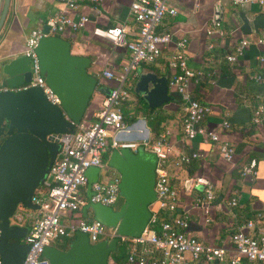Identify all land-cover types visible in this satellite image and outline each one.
I'll return each mask as SVG.
<instances>
[{"label":"built area","instance_id":"obj_1","mask_svg":"<svg viewBox=\"0 0 264 264\" xmlns=\"http://www.w3.org/2000/svg\"><path fill=\"white\" fill-rule=\"evenodd\" d=\"M64 10L45 21L47 31L43 27L30 31L25 40L23 56L30 62L31 80L17 88L4 89L12 93L38 87L47 100L60 107L57 96L47 86L41 76L36 48L39 41L48 36L61 37L67 31L77 32L86 28L89 18L77 15V10L83 5L96 6L103 0H61ZM235 7L244 8L257 5L264 13V0H228ZM3 0H0V11ZM130 13L138 25L137 33L132 40L127 39V32L121 25L106 28H94L92 34L114 47L123 48L128 53V61L122 73L115 75L110 69H105L102 76L114 81L101 103V108L95 115L96 121L86 123L83 119L74 124L71 132L55 137L59 150L53 164L48 169L46 177L34 192L31 202L38 207L35 215L26 213V208L18 205L12 217L11 225L21 226L29 218L27 234L23 242L29 245V250L22 264H49L43 257L46 247L52 246V241H63L73 238L79 231L87 234L91 244L100 241H110L118 238V243L126 244L129 253L128 264H264V209L254 219L246 221L231 235L230 246L204 245L188 232L187 219L178 212L179 195L171 181L169 168L181 169L193 161L203 157L199 152L182 154L177 152L170 143L167 131L153 139L147 131L143 120L127 124L123 114V106L129 99L125 87L128 76L142 65H154L162 58L163 53L172 46L173 50L167 56V86L169 93L175 94L181 101L182 137L185 141L200 138L205 143H218V154L226 162L233 160L235 151L227 141H221L218 132L203 125L212 108L193 97L191 85H197L204 74L191 67L187 53L188 41L176 37L174 33L159 31L166 16L174 17L177 10L170 7L168 0H134ZM220 28L218 21L213 23V29L207 31L212 36ZM264 45V39L256 41ZM250 43L243 39L235 47L234 53L226 57L230 64L244 55ZM257 62L262 72L251 74L250 80L264 85V55H259ZM255 107L252 121L260 124L264 119V93L254 96ZM222 129L227 130L230 123H222ZM113 133L109 142L110 134ZM123 138V139H121ZM129 149L143 150L153 153L157 158L155 169L156 208L151 209V218L146 228L138 238L119 236L117 228H109L97 221L88 222L81 216V209L87 203L113 207L118 204L119 174L101 181V170L107 167L104 158L109 150ZM100 168L98 182L91 185L92 195L86 197L88 168ZM108 168V167H107ZM258 175L256 161L251 160L244 165L242 177L256 178ZM51 178V180H49ZM190 182L192 189L201 188L203 196L198 202L203 206V213L208 215L209 207L216 199L214 185L204 177H195L184 181L183 188ZM85 190V195L81 190ZM237 199L230 201L231 206H237ZM114 208V207H113ZM65 218L66 220H64ZM208 221V220H207Z\"/></svg>","mask_w":264,"mask_h":264},{"label":"crops","instance_id":"obj_2","mask_svg":"<svg viewBox=\"0 0 264 264\" xmlns=\"http://www.w3.org/2000/svg\"><path fill=\"white\" fill-rule=\"evenodd\" d=\"M133 1L103 0L96 6L83 5L78 8L77 15H86L89 18L86 28L77 32L67 31L61 36L69 41L71 54L91 59L88 72L96 75L98 80L97 91L83 117L86 123L96 121L95 115L100 110L104 97L114 86V81L102 76L103 70L110 69L118 76L128 61L125 49L114 47L95 37L92 31L96 27L121 25L127 32V39H134L138 25L130 13ZM168 4L178 13L174 17L166 16L158 30L172 32L176 37L187 39L190 65L204 74V78L197 85L192 84L190 87L193 97L212 108L203 125L218 132L220 140L227 141L235 151L233 160L226 162L218 154V143H205L200 138L191 142L185 141L181 129V101L179 104L170 102L163 106L169 116L162 127L169 133L168 139L174 149L182 154L199 152L203 155L189 166L181 169L172 166L169 168L171 181L178 188V212L187 219L188 232L202 244L229 247L231 235L237 228L254 219L264 209V119L258 125L252 121L254 96L264 93V85L249 78L251 74L262 72L256 58L264 55V45H259L256 41L264 39V30H259L257 34H243L239 18L242 11H248L251 18L259 9L256 5L235 7L228 0H168ZM220 9V28L214 35L209 36L207 31L213 29L216 13ZM63 10L61 0H10L0 29V63L23 56L25 40L30 31L43 27L49 17L58 15ZM243 39L250 43L244 55L236 63H228L226 57L234 53L236 45ZM172 50V46L168 47L154 65L140 66L132 74L133 78L136 80L141 73L147 72L158 77H168L166 60ZM129 103L128 99L123 111L128 112ZM131 115L129 112V116ZM225 121L230 123L227 130L221 127ZM126 123L132 122L127 120ZM112 136L113 133L110 134L109 142ZM109 155L104 160L105 163ZM251 160L256 161L257 177H242L243 166ZM195 177H204L214 185L216 199L208 206V215L203 213V206L198 202L203 196L202 191L192 189L190 182L183 188L184 181ZM192 191L195 192L194 196ZM232 199H237V206L230 205ZM81 216L89 221V217L93 219L91 210L87 211L86 217L81 211ZM126 249L119 263H115L110 256L108 264H128L126 257L129 247Z\"/></svg>","mask_w":264,"mask_h":264},{"label":"water","instance_id":"obj_3","mask_svg":"<svg viewBox=\"0 0 264 264\" xmlns=\"http://www.w3.org/2000/svg\"><path fill=\"white\" fill-rule=\"evenodd\" d=\"M9 5L10 0H3L0 29ZM257 8L258 13L251 18L248 11L239 13L243 34L264 30V13ZM221 14L220 9L215 21H220ZM43 30L47 31L45 24ZM36 54L41 76L59 99L60 107L52 105L38 87L17 93L4 90L30 82V62L26 56L0 63V264H22L29 250L23 242L27 228L11 225L9 219L18 205L38 210L31 198L58 153L55 137L73 131L97 91V77L88 72L91 59L71 54L69 41L57 36L44 37ZM133 92L143 98L150 111L168 105L171 100L167 77L152 72L137 77ZM156 164V156L147 151L112 150L107 167L120 176L119 195L124 202L118 210L87 203L81 209L83 216L91 210L94 221L117 228L119 236L138 238L151 218L150 206L156 200ZM99 172L96 167L85 172L87 199L92 195L91 185L98 182ZM117 248L118 238L91 244L87 234L77 231L67 250L49 246L43 257L49 264H108Z\"/></svg>","mask_w":264,"mask_h":264},{"label":"trees","instance_id":"obj_4","mask_svg":"<svg viewBox=\"0 0 264 264\" xmlns=\"http://www.w3.org/2000/svg\"><path fill=\"white\" fill-rule=\"evenodd\" d=\"M147 67H149V66H147ZM128 92L130 94V91L129 90H128ZM170 96H171L170 102H174V103H177V104L180 103V100L177 98V96L175 94L170 93ZM135 97H136V103H135V109H136V111L139 112L140 114L147 115V118L148 117H153V118L149 119L147 122L145 121V123H146L147 129L149 130L150 136L153 139L157 138L159 136V134H161L162 132L165 131L164 128L162 127V124L167 120V118H168L169 115L167 113H165L164 111L161 110L163 107L162 108H158V110L157 109H154L153 111H150L149 108H148L147 103L143 100V98L141 96L135 95ZM156 110H157V112H156ZM123 114H124V117H125V121L128 120L130 122H133L135 120V118H136L135 115L129 116V112L123 111ZM111 151L112 150H109L108 151V153L105 156L104 160L107 159V156L110 154ZM123 202H124L123 199L120 197L119 198V201H118L119 208L122 206ZM114 209L115 210H118L116 208H114ZM85 220L88 221V222L93 221V219L90 220V221L87 220V219H85ZM72 240H73V238L64 239L63 241L60 242L62 246L61 247H56V248L65 251V250L68 249L69 244H70V242ZM121 244L122 243H118L117 250L110 255L111 258H112V260L115 263H119L121 257L124 256V255H120L119 254L120 248L123 247Z\"/></svg>","mask_w":264,"mask_h":264},{"label":"rangeland","instance_id":"obj_5","mask_svg":"<svg viewBox=\"0 0 264 264\" xmlns=\"http://www.w3.org/2000/svg\"><path fill=\"white\" fill-rule=\"evenodd\" d=\"M132 74L133 73H131L128 76L127 81L125 83V87L130 91V94H129V101H130V103H129V105H127V108H128L127 110H128V112H130V114L135 115V117L137 118V119L135 118V120H141V119H143V120H145L147 122L149 119H151L153 117H148L147 118V115L140 114L135 109L136 97H135V93L133 92V88H134V85L136 83V80L133 78ZM162 107L163 106H161L159 108H162ZM164 107L161 110L164 111V112H167V110ZM157 110H158V108H157ZM157 110H156V112H157ZM117 174H118L117 171H115V170H113L111 168H107L105 166L101 170V181H103V176L106 177V178H110V176H114V175H117ZM175 188L178 189L176 185H175ZM81 192H82V194H84L85 193V190L82 189ZM194 194H195V192L192 191V196H194ZM113 207L116 208V209H118L119 208V204H116ZM155 208H156V204L154 203L151 206V209H155ZM26 213L27 214H30V215H35L37 212L36 211H32V210H26ZM63 219L66 220L65 218H63ZM89 219L91 220L92 218L89 217ZM20 225H22V226H26L27 225L28 226L29 225V218H26V220L23 223H21ZM51 245L54 246V247H61L62 246L59 241H52L51 242ZM121 245L123 247L120 248L119 254L120 255H124L126 253V251H127V249H126L127 248V245L126 244H121Z\"/></svg>","mask_w":264,"mask_h":264}]
</instances>
